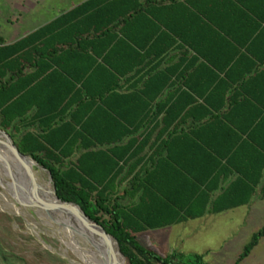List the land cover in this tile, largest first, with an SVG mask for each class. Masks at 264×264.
Segmentation results:
<instances>
[{
	"label": "trees",
	"instance_id": "trees-1",
	"mask_svg": "<svg viewBox=\"0 0 264 264\" xmlns=\"http://www.w3.org/2000/svg\"><path fill=\"white\" fill-rule=\"evenodd\" d=\"M235 3L255 25L253 37L221 38L256 64L237 81L219 69L218 25L209 18L204 36L182 35L175 3L87 0L13 44L0 37V127L20 136L15 144L51 173L58 197L103 226L128 264H209L161 256L137 236L264 200V0ZM173 50L194 52L185 72L184 59L163 68ZM175 82L187 91L161 101ZM231 91L221 113L219 93ZM191 119L194 129L178 131ZM263 238L264 228L236 264Z\"/></svg>",
	"mask_w": 264,
	"mask_h": 264
},
{
	"label": "rangeland",
	"instance_id": "rangeland-1",
	"mask_svg": "<svg viewBox=\"0 0 264 264\" xmlns=\"http://www.w3.org/2000/svg\"><path fill=\"white\" fill-rule=\"evenodd\" d=\"M86 1L0 0V19L13 21L8 25L1 20V34L7 41L20 40ZM0 131L5 130L0 127ZM7 133L14 142L20 138L14 131ZM35 172L41 182L51 184L46 171L36 167ZM9 186L0 169V264H85L65 231L45 211L19 202ZM263 228L264 200L257 196L247 207L137 237L143 246L164 257L182 252L202 255L209 264H236ZM124 263L128 264L125 259ZM240 264H264V238Z\"/></svg>",
	"mask_w": 264,
	"mask_h": 264
},
{
	"label": "crops",
	"instance_id": "crops-1",
	"mask_svg": "<svg viewBox=\"0 0 264 264\" xmlns=\"http://www.w3.org/2000/svg\"><path fill=\"white\" fill-rule=\"evenodd\" d=\"M147 1V0H143ZM236 0H158V2L161 3H166V4H172L173 5V13H169L170 16H173L174 22H179L180 26L178 28L179 32L184 35V36H194V35H199V36H204L205 35V27L208 19L214 20L217 27H219V53H218V64H219V69H225L226 70H231L232 72V78L234 81L241 80V78L244 76L246 79L250 78L252 75L255 73V62L253 58L250 56H245V51H236L233 47L228 48L225 47L223 48L221 38L222 37H236L238 39H247L249 37L254 36V23L252 20H249L247 17H243L242 15H238V4L235 3ZM254 1L255 0H248L250 2V6H254ZM178 6H177V5ZM179 5H182V7H179ZM74 9V8H73ZM148 9L150 10H156L157 8L153 4L148 5ZM68 12V11H67ZM235 12V13H234ZM66 13V12H65ZM64 14V13H63ZM170 18V17H169ZM1 20L0 19V37L4 38V36L1 34L2 32V26H1ZM6 22L8 25L13 24V21L11 20H2ZM144 22V21H141ZM172 24V26H173ZM47 25V24H46ZM45 26V25H44ZM139 26V25H138ZM43 27V26H42ZM40 27V28H42ZM38 28V29H40ZM36 29V30H38ZM139 29H143L140 27ZM192 29L197 31V32H192ZM35 30V31H36ZM34 31V32H35ZM33 33V32H32ZM31 34V33H30ZM29 34L25 35L24 37L28 36ZM5 39V38H4ZM6 41L7 45L13 44L17 41ZM188 54L187 51L185 50H173L169 56L167 57V62L164 64L163 68H168V69H174L177 66H180L179 63L184 59V63L180 66V70H183L184 72L189 68V66L193 62V58L195 56L194 52H190L188 57H182L184 54ZM231 65V66H230ZM251 73V74H250ZM221 72H219V86L220 85H225L228 84L227 80L224 78ZM233 83V81L231 82ZM175 87L174 88H169L166 92V94L161 98V101H170L173 95L176 92L179 91H184L186 88L181 85L180 83L175 82L173 84ZM235 85V83H234ZM207 87V83H200L197 86V89L202 91L205 90ZM187 91V90H186ZM233 92H227V94H221L219 93V109H221L224 105L225 102L227 103L226 107L221 113L227 112L229 109V100L230 97H232ZM202 103V100H199ZM201 114V113H197ZM199 116V115H198ZM197 124L191 119L188 120L187 122L183 123L178 128V131L180 132H189L190 130L194 129ZM159 130H156V134L153 138V141L156 138V135L159 133ZM209 139V138H205ZM210 144H212V147L219 149V140H211ZM234 180L233 178L229 179L227 183H221L220 190H219V181L217 183V190L213 194V198L216 199L219 197V195L222 193V188H226L230 182ZM126 186V185H125ZM124 186V187H125ZM257 197V196H256ZM255 197V198H256ZM254 198V199H255ZM253 199V200H254ZM252 200V202H253ZM251 202V203H252ZM249 206V205H248ZM247 207V206H245ZM243 208V207H242ZM239 209V208H238ZM236 210V209H235ZM233 211V210H231ZM228 211V212H231ZM225 212V213H228ZM222 213V214H225ZM213 215H220V214H212L210 211L203 217L197 220H190L191 221H199V220H205ZM185 222V223H188ZM182 223V224H185ZM181 225V224H179ZM176 226V225H174ZM172 227V226H170ZM169 228V227H167ZM165 229V228H163ZM159 230V229H158ZM182 253V252H181Z\"/></svg>",
	"mask_w": 264,
	"mask_h": 264
},
{
	"label": "bare ground",
	"instance_id": "bare-ground-1",
	"mask_svg": "<svg viewBox=\"0 0 264 264\" xmlns=\"http://www.w3.org/2000/svg\"><path fill=\"white\" fill-rule=\"evenodd\" d=\"M8 142L0 134V169L4 172V177L9 183V187L12 188L25 205L35 204L38 200L55 203L57 200L52 194V183L41 182L29 160L35 168L37 167L36 163L31 159L17 157L10 149ZM3 161L4 163H2ZM29 167L33 169L34 179L29 174ZM33 180L39 186V190L35 189ZM46 214L65 231L76 255L83 263L100 264L97 250L94 247V237L74 214L57 210H52ZM119 259L122 264H125L121 255H119Z\"/></svg>",
	"mask_w": 264,
	"mask_h": 264
},
{
	"label": "water",
	"instance_id": "water-1",
	"mask_svg": "<svg viewBox=\"0 0 264 264\" xmlns=\"http://www.w3.org/2000/svg\"><path fill=\"white\" fill-rule=\"evenodd\" d=\"M0 134L9 141L8 145L12 150V152L17 157L22 159L33 160L37 164L38 168L46 171L50 175V180L53 185L52 194L57 201L55 203H49L45 200H38L37 203L32 205L27 204L26 206L43 210L46 213L52 210H57V211H67L74 214L94 237V247L97 250L100 264H122L119 259V255H121L125 260L126 258L121 253L119 244L116 241V239L113 236H111L103 226L99 225L98 223L94 222L91 218H89L79 205L75 203L64 202L63 200H61L58 197L51 173L46 168L41 166L31 156H27L21 153V151L19 150V148L17 147L11 136L6 131H0ZM29 174L34 179L33 169L30 167H29ZM33 184L36 190L40 189L39 186L36 184V182H34V180H33ZM18 201L20 202V200Z\"/></svg>",
	"mask_w": 264,
	"mask_h": 264
}]
</instances>
